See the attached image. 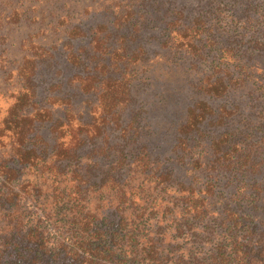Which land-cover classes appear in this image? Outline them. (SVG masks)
<instances>
[{
	"label": "trees",
	"instance_id": "obj_1",
	"mask_svg": "<svg viewBox=\"0 0 264 264\" xmlns=\"http://www.w3.org/2000/svg\"><path fill=\"white\" fill-rule=\"evenodd\" d=\"M71 4L15 0L7 20L0 16L5 33L39 24L16 45L0 34L7 46L0 51V99L8 103L0 111V264H264V72L255 55L263 59L264 40L249 52L232 47L228 63L216 62L200 85L209 99L187 108L175 149L200 143L208 125H227L242 108L232 95L243 88H253L260 106L256 122L247 119L256 128L209 142V156L193 163L204 180L184 184L156 165L145 145L131 150L140 146V116L127 121L123 110L148 58L146 28L159 32L172 61L176 35L193 26H184L183 13L181 20L162 13L156 1L116 0L98 14L86 12L94 22L87 31ZM107 13L109 21H99ZM198 19L205 33L204 16ZM64 51L76 68L107 58L129 76L110 81L112 102L97 121L78 110V88L70 94L53 84L39 96L37 77L56 74ZM222 65L227 70L219 74ZM89 146L95 155L83 156Z\"/></svg>",
	"mask_w": 264,
	"mask_h": 264
},
{
	"label": "rangeland",
	"instance_id": "obj_2",
	"mask_svg": "<svg viewBox=\"0 0 264 264\" xmlns=\"http://www.w3.org/2000/svg\"><path fill=\"white\" fill-rule=\"evenodd\" d=\"M0 16L7 20L8 14L15 6L13 0H0ZM71 11L76 15L77 21L82 19L84 29L88 31L90 14H98L101 8L111 6L116 0H71ZM162 6V13L180 19L178 14L184 15V26H193L192 30L178 33L174 39V49H177L176 56L172 61L168 60L170 48L161 44V35L158 31L152 30L150 26L142 35L141 41L148 52V58L140 66V74L131 80V99L124 106L123 116L129 121L134 114H139L138 127L140 146L136 142L130 145L132 151H139L145 145L150 158L162 170L169 172L178 182L184 184L204 180V174L195 169L193 163L199 156L206 158L211 153L209 142L218 138L221 134L238 129L256 128V125L249 127L251 119L256 122L260 112L258 101L251 98L252 87L243 88L232 95L233 104L242 108L235 115L228 119V124L222 127H204L205 139L200 143L187 142L175 149L178 135L176 128L187 121V108L197 101L209 99L208 94L203 95L201 89L203 80L211 72L217 71L216 62L226 64L230 60L228 50L234 47L238 52L241 48L249 52L250 48L257 42L264 40V0H151ZM26 6H30L28 2ZM155 6H152L151 10ZM110 14H102L99 21H109ZM204 16L207 30L203 33L202 28L196 24L198 18ZM98 22V21H97ZM39 24L29 22L8 26L7 34L10 44H17L18 40L25 38L27 33L35 30ZM193 30L201 32L194 35ZM7 37V38H8ZM55 39V38H54ZM51 39L49 44L54 41ZM57 41L56 44H60ZM1 44V42H0ZM257 44L256 48H260ZM87 46V43H84ZM0 46V51L6 48ZM13 49V48H12ZM256 55V64L264 72V56L259 59ZM65 51L61 54L59 70L56 74H45L41 71L37 77V85L40 91V98L49 93L53 84L66 85L67 93L74 94L76 89L81 93L77 97L78 110L88 112V117L97 121L99 113L105 104L111 103L110 95H107L110 81L115 78L127 80V75L115 68L113 60H87L82 68H76L65 59ZM120 66L121 64L118 63ZM227 67L219 66L220 72L226 73ZM56 69H58L56 67ZM216 69V70H215ZM55 72V70H53ZM102 79L103 81H99ZM92 86L94 89H92ZM256 95V94H254ZM211 102V101H210ZM7 102L0 99V111L7 106ZM217 106L219 101L212 102ZM0 113V114H1ZM83 151V156H93L92 146ZM103 167L107 166L106 160H102Z\"/></svg>",
	"mask_w": 264,
	"mask_h": 264
}]
</instances>
